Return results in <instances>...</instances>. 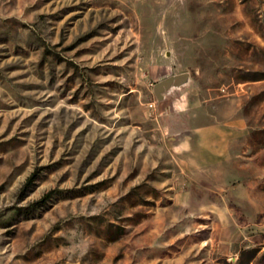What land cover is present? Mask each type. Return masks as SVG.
<instances>
[{"label":"rangeland","instance_id":"rangeland-1","mask_svg":"<svg viewBox=\"0 0 264 264\" xmlns=\"http://www.w3.org/2000/svg\"><path fill=\"white\" fill-rule=\"evenodd\" d=\"M0 264H264V0H0Z\"/></svg>","mask_w":264,"mask_h":264},{"label":"water","instance_id":"water-1","mask_svg":"<svg viewBox=\"0 0 264 264\" xmlns=\"http://www.w3.org/2000/svg\"><path fill=\"white\" fill-rule=\"evenodd\" d=\"M172 82V78H168L162 82H157L155 85H154V91L156 94H159L165 86L169 85L170 83Z\"/></svg>","mask_w":264,"mask_h":264}]
</instances>
